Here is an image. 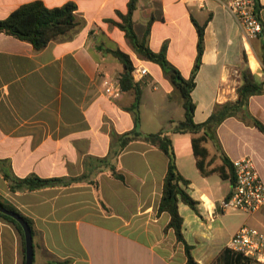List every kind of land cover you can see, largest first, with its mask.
<instances>
[{
  "label": "crops",
  "instance_id": "crops-1",
  "mask_svg": "<svg viewBox=\"0 0 264 264\" xmlns=\"http://www.w3.org/2000/svg\"><path fill=\"white\" fill-rule=\"evenodd\" d=\"M34 1L49 8L76 4L77 26L39 51L0 33V197L32 221L33 264H185L184 246L173 229L166 230L169 214L158 213L169 159L141 138L121 150L119 137L135 128V95L123 91L111 101L102 85L103 73H122L123 65L107 52L120 49L148 75L153 69L152 82L164 84L167 95L178 91L158 64L139 58L117 25L130 0H0V20ZM257 4L264 25V0ZM132 21L140 39L150 26L148 46L155 52L166 46L168 61L186 79L197 57L195 21L205 25L192 92L196 123L205 122L216 105L237 100L245 73L264 80V30L246 40L235 16L216 0H137ZM249 111L264 124V94L250 98ZM168 133L178 169L190 181L182 186L199 202L198 213L179 202L185 240L198 263L212 264L241 228L264 229V209L222 212L219 203L232 185L222 194L217 172L201 174L194 134ZM217 135L232 163L250 157L264 181V134L257 127L230 117ZM206 147L214 158L208 170L221 167L213 143ZM5 173L64 178L68 184L12 192ZM0 264H26L25 236L1 217Z\"/></svg>",
  "mask_w": 264,
  "mask_h": 264
},
{
  "label": "trees",
  "instance_id": "trees-1",
  "mask_svg": "<svg viewBox=\"0 0 264 264\" xmlns=\"http://www.w3.org/2000/svg\"><path fill=\"white\" fill-rule=\"evenodd\" d=\"M136 6L137 0H130L127 14H120L122 23H117V25L125 31L127 38L133 46L134 52L141 59L158 64L182 96L185 111L184 118L171 129V132L175 134H194L195 137L192 140L193 153L201 174L208 176L213 172H217L223 180H228L231 185H233L235 183L234 165L221 146L217 130L227 118L235 117L247 125L257 127L264 134V124L259 119L255 118L249 111L250 98L252 96L264 94V80L258 82L254 75L249 72L245 73L243 84L237 89V100L235 102L216 105L213 113L205 122L196 123L194 120L196 103L193 100L192 92L196 87V75L201 67L205 50V25H200L195 21L198 33L197 57L191 76L186 79L182 76L181 72L168 61L166 46H163L160 52H155L148 46L147 36L150 31V26L147 29L144 39L138 37L132 21ZM257 9H260L259 4H257ZM76 10L77 6L74 3H67L61 7L49 8L42 1L30 2L14 10L7 18L0 20V33L29 42L38 51L43 50L51 41L66 35L77 26ZM107 52L112 54L123 65V71L119 76L122 90L133 92L135 95L131 108L134 114L135 128L119 137L121 141V150L125 149L131 141L141 138L153 146L158 147L167 155L169 159L168 170L164 179L158 213L161 214L165 212L169 214L170 222L166 230L173 229L177 241L184 246L187 257L185 264H200L192 254L193 246L188 244L185 240L183 234L184 221L179 212V202H183L198 213L199 202L182 186L188 187L190 181L186 179L178 169L177 155L172 138L166 131L148 134L139 131L141 120L140 105L147 81L144 79L137 81L132 78L135 61L128 53L120 49L108 50ZM209 142L213 143L223 162L221 167L212 170H208L209 165L214 159L212 158L209 160L210 152L206 147V144ZM4 176L9 181V188L12 192L19 190L34 191L41 188L57 187L68 184V181L64 178H41L37 175L18 178L10 176L7 173H5ZM117 177L123 179L122 175H117ZM0 203L8 210L14 211L22 216L32 229V221L24 216L16 207L1 197ZM0 217L14 223L24 236L22 226L14 218L1 212ZM212 264H255V262L251 258L237 253L229 247H225Z\"/></svg>",
  "mask_w": 264,
  "mask_h": 264
},
{
  "label": "built area",
  "instance_id": "built-area-1",
  "mask_svg": "<svg viewBox=\"0 0 264 264\" xmlns=\"http://www.w3.org/2000/svg\"><path fill=\"white\" fill-rule=\"evenodd\" d=\"M229 10L243 29L246 40L258 38L264 30L259 17L257 0H216ZM149 74L147 67L137 64L133 77L139 81ZM104 94L111 100L119 99L123 90L119 77L103 73ZM235 183L230 194L219 203L222 212H235L253 215L264 209V181L259 175L253 160L244 157L233 162ZM228 247L241 253L257 264H264V231L255 227L241 228L229 241Z\"/></svg>",
  "mask_w": 264,
  "mask_h": 264
},
{
  "label": "rangeland",
  "instance_id": "rangeland-1",
  "mask_svg": "<svg viewBox=\"0 0 264 264\" xmlns=\"http://www.w3.org/2000/svg\"><path fill=\"white\" fill-rule=\"evenodd\" d=\"M150 67H154V65H150ZM155 74L156 72L152 69V73L143 78L147 81V84L144 87L141 101L139 131L144 134L157 133L159 131L168 133L177 125L184 114V108L181 105L182 96L178 91L167 95L164 84L152 82V77ZM230 185V181L222 180V194L227 192ZM248 226L252 227L249 224ZM260 230L264 231V229Z\"/></svg>",
  "mask_w": 264,
  "mask_h": 264
},
{
  "label": "water",
  "instance_id": "water-1",
  "mask_svg": "<svg viewBox=\"0 0 264 264\" xmlns=\"http://www.w3.org/2000/svg\"><path fill=\"white\" fill-rule=\"evenodd\" d=\"M134 78V77H132ZM0 212L14 218L23 228L26 241V264H33L34 259V243L32 229L28 222L18 213L8 210L0 203Z\"/></svg>",
  "mask_w": 264,
  "mask_h": 264
}]
</instances>
